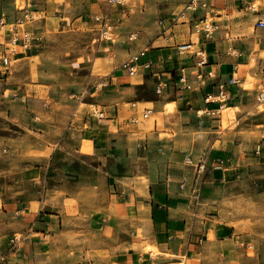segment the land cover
Returning <instances> with one entry per match:
<instances>
[{
  "label": "crops",
  "instance_id": "0c3cea01",
  "mask_svg": "<svg viewBox=\"0 0 264 264\" xmlns=\"http://www.w3.org/2000/svg\"><path fill=\"white\" fill-rule=\"evenodd\" d=\"M17 1L0 0V17L6 15L12 22L16 15L36 12L41 16L30 20L43 31L52 26L95 29L93 16L106 8L98 0ZM188 1L151 0V15L162 18L158 27L150 29L147 20H140L144 28L131 29V44L107 40L109 49L79 69L89 74L76 91L88 92L76 97L71 114L56 109L64 102L55 100L47 113L32 118L35 122L22 117V132L0 136L8 158L18 155L26 160L17 179L21 185L0 183L2 203V197L17 196L16 187L26 193L24 207H12V212H5L6 204L0 207L6 214L0 223V264H177L178 257L188 264H264V244L248 256L253 245L247 240L237 243L231 221L237 213L227 212L223 205L237 197L233 186L241 175L254 171L253 164L260 162L264 172V109H257V95L264 89V26L256 25L264 19V9L250 12L245 0H218L211 17L219 27L212 39L204 40L188 18L200 17L202 11L181 19ZM123 9L115 18L120 34L134 24H126ZM187 42L192 48L203 47L205 70L213 74L200 89L179 83L180 72L190 76L194 71L192 51L177 50ZM0 44L12 62L25 58L22 49L11 51L8 26L0 27ZM143 48L147 52L141 61L151 59L154 73L132 80L135 76H129L121 63ZM252 56L256 64L247 67ZM249 74L257 78L252 88L245 85ZM157 76L168 82L162 94L156 92ZM231 76L238 82L228 86L221 108H233L238 125L223 128L221 118L197 119L194 113L205 106L204 93H216ZM167 99L170 110L176 107L179 112L172 130H160L157 122L153 131L137 134L119 132V124L110 128L125 104H130L125 112L131 113L123 125L133 128L147 109L158 113ZM35 102L30 106L42 108L40 99ZM82 103H96L108 118L95 119L91 108L82 112ZM101 125L104 130L93 131ZM130 137L135 140L128 143ZM88 142L93 150L86 153L82 147ZM99 185L101 195L94 197Z\"/></svg>",
  "mask_w": 264,
  "mask_h": 264
},
{
  "label": "rangeland",
  "instance_id": "374dc122",
  "mask_svg": "<svg viewBox=\"0 0 264 264\" xmlns=\"http://www.w3.org/2000/svg\"><path fill=\"white\" fill-rule=\"evenodd\" d=\"M100 5L105 6V9L100 10L98 14H105L108 16V26L110 29L105 28L99 21L98 27L91 28H72L64 29L57 26L48 27L43 31L42 28L37 27L36 21L25 23L23 28L31 30L33 32L34 40L31 47L22 52L25 56L23 60L13 61L12 66L8 70H0V136H6L7 134H15L22 132L24 123L21 121L22 117H28L37 119L48 112V109L52 104H55V100H62L64 103L57 104L56 109H64L70 114L75 111V107L72 105L76 99V95L79 93L76 91L78 83L86 82L88 79V69L79 71L82 66H90L93 63V57L102 54L103 50H108L106 41H116L123 39L126 44H131L129 33L131 29L136 31L143 30L142 25L139 24L140 20H147V26L151 28L158 27L162 18H154L151 15V0H128L124 4L114 5L111 7L105 0H98ZM255 5L263 7L264 3L261 0H255ZM18 4L22 1L18 0ZM135 5H131L134 4ZM103 8V7H101ZM123 9L122 18L126 24L132 22L133 25H128L127 33L120 34L116 31V26L119 21L115 20L118 17L116 14L118 10ZM111 9L114 10L113 14ZM144 9V10H143ZM148 11L146 12V10ZM183 9V8H182ZM145 12V13H144ZM182 10L180 11L181 14ZM33 16H41L39 13L32 12ZM96 15V14H95ZM197 16L199 12L197 11ZM188 15L181 17L185 19ZM18 18V16H14ZM21 17V16H20ZM94 17V16H93ZM190 18L192 27L196 31L194 23L199 17ZM212 18V17H211ZM94 19V18H93ZM185 21V20H184ZM188 21V20H187ZM149 29V28H148ZM106 30V32L104 31ZM116 33L114 34L113 32ZM151 31V30H149ZM38 32H44L39 33ZM136 41V40H135ZM17 50H21L22 47H15ZM10 49V48H9ZM263 56V53H261ZM250 60L247 67H253L256 64L255 56ZM101 59H98L99 64ZM137 76L132 77V80H136ZM256 77L247 76V82L249 88H252L256 83ZM261 91L264 92L262 88ZM40 99L39 104L42 108L31 107L30 104H36V100ZM81 100V99H80ZM83 100V99H82ZM169 99L163 102V107L160 108L158 113L151 112L147 118L143 115L140 121L133 128L123 125V120L130 115L131 112H125L130 107V104H125L124 109L121 112L119 118L110 123V128L114 124H119V132L125 134H137L138 131H153L155 123L159 124L160 130H172L175 120L179 118V112L176 110H170V103H166ZM175 104V103H172ZM153 105L152 103L150 104ZM100 107V106H99ZM88 104H81V111L84 112L90 109ZM257 109L262 111L264 109V102L257 104ZM201 113V112H200ZM197 119L213 120L215 118L222 119V127H227L228 124L236 125L234 120V109L229 106H224L219 111L212 113H204L197 115L194 113ZM18 120V122H17ZM233 120V121H232ZM40 121L43 122V118L40 117ZM35 122V120H32ZM24 124V125H23ZM238 125V124H237ZM208 127L209 124L207 125ZM83 130V128H82ZM104 130V126L96 127L93 131ZM204 132L203 129L199 130ZM209 131V130H208ZM201 135H203L201 133ZM135 139L130 137L126 139L128 143L133 142ZM143 140V139H142ZM145 144L140 147L144 149ZM93 150L92 142H88L82 147L83 152H91ZM7 151H5V145L0 142V183L10 182L17 184V179L22 176V168L26 160H22L18 155L14 158H8ZM98 156V155H96ZM101 156V155H100ZM191 164L190 160L186 161ZM260 162L253 164L252 173H245L238 178L237 183L233 186V190L237 192V197H233L230 202L223 204L224 208L229 212L237 213L235 217H232L231 221L236 229L237 243L243 241H250L253 245L247 251L248 256L255 254V248L259 244H264V172L263 166ZM9 167V171L3 168ZM9 172V175L6 173ZM9 184V183H8ZM18 184L22 183L18 181ZM1 188V186H0ZM4 191L8 188H2ZM23 187L19 186L15 188L17 193L16 197H2L5 201H0V207L6 204L5 212H12V207L25 206L26 197L25 192H22ZM100 185L95 187L94 197H100ZM13 191V189L11 190ZM21 196V197H20ZM44 198V197H43ZM41 197V199H43ZM69 207H72L71 202H67ZM72 209V208H71ZM12 216L13 214L10 213ZM8 215V220H10ZM23 215V214H22ZM22 215H17L21 218ZM13 217V216H12ZM14 217H16L14 215ZM13 217V218H14ZM12 218V219H13ZM6 221V214L0 210V223ZM18 237H21L20 233H17ZM0 240L3 242L4 236L0 233ZM149 250H155L154 247H148ZM177 264H188L187 261H183L182 257H178Z\"/></svg>",
  "mask_w": 264,
  "mask_h": 264
},
{
  "label": "built area",
  "instance_id": "2783aa9c",
  "mask_svg": "<svg viewBox=\"0 0 264 264\" xmlns=\"http://www.w3.org/2000/svg\"><path fill=\"white\" fill-rule=\"evenodd\" d=\"M108 5L113 7L114 5H120L126 3L128 0H105ZM218 0H189L183 7L181 15L186 16L189 13L195 14L197 11H202L203 15L200 16L194 26L197 28L196 32H201L203 34L204 40L212 39L214 32L218 29V24L211 18L213 12L214 4ZM255 0H245L244 8L250 12H257L259 10L258 6L255 5ZM94 20L99 21L103 24L105 28L110 29L108 26V16L105 14H96L94 15ZM36 20L38 16H33L30 12H26L23 16L16 18L12 22H8L7 16L2 15L0 17V27L8 26L9 29V43L12 47L11 51H16L17 46L22 47L23 51L28 50L34 40L33 32L28 29H24L23 26L27 20ZM257 26H264V19L260 18L256 21ZM106 32V30H104ZM192 42L182 43L177 45V50L180 52L191 50L192 55L195 57L193 66L194 71L189 76L185 72H180L179 74V83L182 87L187 89H200L206 84V78L213 76L212 72L205 70L206 65L208 64L207 54L203 47L198 46L192 48ZM1 45V44H0ZM147 52L146 48H143L137 52L131 54L126 60L121 63V68L126 71L129 76H136L139 74H153V65L154 62L151 59L146 61H141V57L145 56ZM236 55H241V52H238ZM12 66V59L8 55L6 50L0 51V70H8ZM236 68V67H235ZM1 76V75H0ZM158 81L156 83V92L162 94L164 90L168 87V82L161 80L158 76ZM238 78L231 76L228 79V82L225 84H219L217 87L216 93H204L203 101L205 106L198 108L196 114L212 113L214 111H219L223 106V103L227 99V88L230 85L236 84ZM88 92L87 88L79 93L77 96L85 94ZM81 99V98H80ZM257 102H264V92L260 91L257 95ZM212 104L211 106H209ZM153 109H147L143 113V117L147 118ZM201 112V113H200ZM90 115L95 119L103 120L108 118V115L105 110H103L96 103L91 104ZM132 122H138L139 119L132 118ZM17 239V236L14 237ZM13 239V240H14Z\"/></svg>",
  "mask_w": 264,
  "mask_h": 264
},
{
  "label": "bare ground",
  "instance_id": "6f19581e",
  "mask_svg": "<svg viewBox=\"0 0 264 264\" xmlns=\"http://www.w3.org/2000/svg\"><path fill=\"white\" fill-rule=\"evenodd\" d=\"M173 105V104H172Z\"/></svg>",
  "mask_w": 264,
  "mask_h": 264
}]
</instances>
